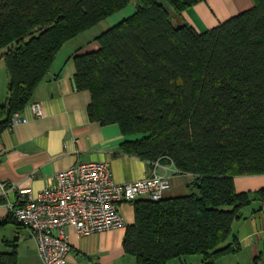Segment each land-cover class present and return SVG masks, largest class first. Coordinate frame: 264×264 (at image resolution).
Wrapping results in <instances>:
<instances>
[{
	"label": "trees",
	"instance_id": "1",
	"mask_svg": "<svg viewBox=\"0 0 264 264\" xmlns=\"http://www.w3.org/2000/svg\"><path fill=\"white\" fill-rule=\"evenodd\" d=\"M204 32L175 27L196 0H136L101 32L100 48L77 54L74 85L92 95L89 116L118 123L122 153L193 174L187 193L133 201L124 248L137 264L201 255L214 264L244 210L264 188L237 192L235 177L264 174V0ZM131 0H0V59L8 77L0 135L32 101L64 44L129 7ZM16 222L12 214L0 229ZM236 237V236H235ZM0 264H18V249ZM254 264H259L258 259Z\"/></svg>",
	"mask_w": 264,
	"mask_h": 264
},
{
	"label": "crops",
	"instance_id": "2",
	"mask_svg": "<svg viewBox=\"0 0 264 264\" xmlns=\"http://www.w3.org/2000/svg\"><path fill=\"white\" fill-rule=\"evenodd\" d=\"M254 5L253 0H196L181 12L170 8V21L175 27L192 25L204 32ZM135 8L127 7L101 21L89 30L67 41L60 50L51 70L40 83L31 102H41L44 115L33 114L29 104L21 111L22 122L6 128L0 135V220L9 216L7 200H18L23 187L42 190L56 172L78 163L104 161L113 178L128 182L152 175L167 176L171 187L165 197L187 193L193 174L178 170L173 163L151 162L121 152L120 145L138 136L125 135L118 123L102 124L90 118L92 100L89 90L74 85L77 72L75 56L100 48L96 37L109 27L130 16ZM8 77L0 91V104L6 100ZM7 188L3 196L2 185ZM237 192L264 188V174L235 177ZM123 226L80 235L68 226L71 251L68 264H137L135 256L124 248L127 227L135 222L133 202L122 204ZM245 217L233 226V235L223 245L232 244L231 253L214 257V264H264V201H256L244 210ZM236 236V237H235ZM18 249V264H45L37 250V240L28 227L10 222L0 229V252ZM203 264L201 255L175 258L168 264Z\"/></svg>",
	"mask_w": 264,
	"mask_h": 264
},
{
	"label": "built area",
	"instance_id": "3",
	"mask_svg": "<svg viewBox=\"0 0 264 264\" xmlns=\"http://www.w3.org/2000/svg\"><path fill=\"white\" fill-rule=\"evenodd\" d=\"M29 106L33 114L44 115L43 103L30 102ZM21 113L13 115L9 128L22 122ZM153 165L158 166L159 160ZM170 187V179L157 172L118 182L107 162L90 161L56 172L38 192L21 188L18 200H7V207L18 223L34 233L45 264H68L69 225L83 236L123 226L122 204L141 197L162 199ZM2 188L5 197L8 190L5 184Z\"/></svg>",
	"mask_w": 264,
	"mask_h": 264
},
{
	"label": "rangeland",
	"instance_id": "4",
	"mask_svg": "<svg viewBox=\"0 0 264 264\" xmlns=\"http://www.w3.org/2000/svg\"><path fill=\"white\" fill-rule=\"evenodd\" d=\"M135 5H136V0H131V3L129 5V9L135 8ZM107 20H109V19H107ZM96 28H98V27H95V29L94 28L91 29L88 34L94 33L96 31ZM3 51L4 50H0V55L2 54ZM6 76H7V74H6V70H5V63L3 62L2 59H0V91H2L5 88Z\"/></svg>",
	"mask_w": 264,
	"mask_h": 264
}]
</instances>
